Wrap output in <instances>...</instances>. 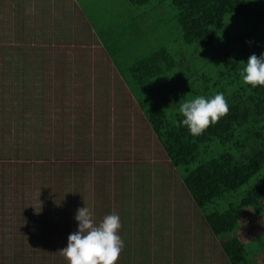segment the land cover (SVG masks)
Returning a JSON list of instances; mask_svg holds the SVG:
<instances>
[{
  "label": "rangeland",
  "instance_id": "1",
  "mask_svg": "<svg viewBox=\"0 0 264 264\" xmlns=\"http://www.w3.org/2000/svg\"><path fill=\"white\" fill-rule=\"evenodd\" d=\"M78 2L0 0V264H67L60 250L84 206L97 222L119 214L116 264H230L133 98L171 116L198 95L227 99L244 84L222 77L225 55L246 60L236 36L253 12L228 16L214 49L185 42L173 0ZM161 51V73L141 85L133 66ZM240 221L248 260L264 264V214L244 208Z\"/></svg>",
  "mask_w": 264,
  "mask_h": 264
},
{
  "label": "trees",
  "instance_id": "2",
  "mask_svg": "<svg viewBox=\"0 0 264 264\" xmlns=\"http://www.w3.org/2000/svg\"><path fill=\"white\" fill-rule=\"evenodd\" d=\"M130 1L145 4L148 0ZM173 7L177 10L185 42L214 49L220 46L218 36L225 28L226 18L237 19L249 14L251 9L252 18L243 33L236 36V43L238 39L244 40L243 44L248 47L246 60L228 52L222 77L231 74L238 77L244 62L253 53L257 56L264 53V0L252 3L247 0H173ZM258 48L260 52H252ZM164 53L161 51L146 57L133 66L132 71L141 80V85L161 73L159 61L166 58ZM227 101V115L199 136H193L186 127L179 126L182 117L179 113L169 115L163 101L151 108L138 103L211 231L221 240L226 238L221 247L230 264H255L248 260L246 245L236 233L241 227L240 214L244 208H253L257 214H264V180L252 186L238 203H231L224 211L211 210L210 206L226 195L238 192L264 170V87L240 86L227 97ZM220 146L227 148L217 151ZM210 147H215L216 152ZM59 162L61 160H56V164ZM262 253L264 247L256 258Z\"/></svg>",
  "mask_w": 264,
  "mask_h": 264
},
{
  "label": "clouds",
  "instance_id": "3",
  "mask_svg": "<svg viewBox=\"0 0 264 264\" xmlns=\"http://www.w3.org/2000/svg\"><path fill=\"white\" fill-rule=\"evenodd\" d=\"M244 85L255 89L264 87V53H253L238 73ZM182 117L178 125L186 127L193 136L201 135L210 125L218 122L229 112V104L222 91L211 96L198 95L179 104ZM77 231L68 236L67 246L60 252L67 264H116L124 241L119 214L110 213L97 222L89 207L77 209Z\"/></svg>",
  "mask_w": 264,
  "mask_h": 264
},
{
  "label": "crops",
  "instance_id": "4",
  "mask_svg": "<svg viewBox=\"0 0 264 264\" xmlns=\"http://www.w3.org/2000/svg\"><path fill=\"white\" fill-rule=\"evenodd\" d=\"M71 1V4H72V6L74 7V5L76 6V8H78L80 11H81V8H80V6H79V2H78V0H70ZM83 16H84V14H83ZM84 19L87 21V23H88V29H92V31L94 32V34H96L95 33V31L93 30V28H92V25H90V23H89V21L86 19V17L84 16ZM97 35V34H96ZM112 61V60H111ZM113 63V62H112ZM113 65H114V63H113ZM115 66V65H114ZM116 68V67H115ZM117 70V69H116ZM118 73V72H117ZM119 75V74H118ZM120 77V76H119ZM121 78V77H120ZM121 80L123 81V79L121 78ZM123 84L125 85V87L127 88V90H128V92H129V94L131 95V91H130V88H129V86L123 81ZM132 96V95H131ZM132 98H133V96H132ZM134 99V101L136 102V105L138 106V108L143 112V110L141 109V106L139 105V103H138V100L137 99H135V98H133ZM143 114H144V112H143ZM145 116V115H144ZM146 118V117H145Z\"/></svg>",
  "mask_w": 264,
  "mask_h": 264
}]
</instances>
